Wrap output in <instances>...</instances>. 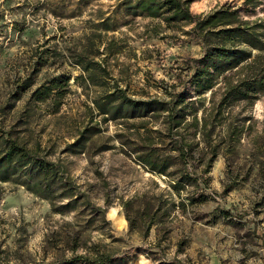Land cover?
<instances>
[{"label":"rangeland","instance_id":"374dc122","mask_svg":"<svg viewBox=\"0 0 264 264\" xmlns=\"http://www.w3.org/2000/svg\"><path fill=\"white\" fill-rule=\"evenodd\" d=\"M122 1L0 0V126L29 148L39 146V154L61 165L82 195L75 209L60 213L69 198L43 199L23 185L0 181V261L56 262L71 256L75 245L77 253H85L98 244L128 255V264H264V94L253 106L239 102L231 109L242 129L240 142L234 155L223 148L214 161L207 174L208 200L175 209L147 238L129 231L123 199L174 190L168 178L147 171L122 150L115 135L126 129L123 119L105 120L92 99L117 87L134 98L165 97L172 84H188L203 47L158 18L127 11ZM259 3L246 18L264 17V0ZM230 4L243 6L244 0H196L191 10L210 13ZM72 55L96 64L98 76L88 78ZM39 57L47 59L43 66L34 65ZM60 75L69 79L62 97L60 86L45 100L30 97L54 77L60 83ZM25 80L33 84L18 96ZM203 97L210 106V93ZM156 120L159 127L162 118ZM228 123L218 127L220 136ZM88 125L102 131L87 150H70ZM194 139L201 140L198 134ZM100 143L112 148L99 151ZM96 208L105 210L106 221Z\"/></svg>","mask_w":264,"mask_h":264},{"label":"trees","instance_id":"16d2710c","mask_svg":"<svg viewBox=\"0 0 264 264\" xmlns=\"http://www.w3.org/2000/svg\"><path fill=\"white\" fill-rule=\"evenodd\" d=\"M194 1H122L127 11L158 18L167 28L183 31L202 44L203 55L194 60L186 86L174 83L170 91L165 89L167 96L144 99L128 96L117 87L92 99L97 114L103 115L105 120L123 119L126 129L115 135L122 150L135 156L147 171L168 178V186L174 190L161 189L156 183L159 191L146 190L123 199L129 231L138 232L143 238H147L153 228L165 225L175 209L185 210L187 205L208 200L205 190L210 177L207 174L214 161L223 148L234 155L240 142L242 129L234 122L231 109L239 102L253 106L264 94V17H245L255 14L259 0H244L243 6L223 5L210 13L199 14L191 10ZM246 5L253 7L248 9ZM185 26L190 29L185 30ZM72 58L88 73V78L94 80L98 76L94 70L96 64L86 57L72 55ZM46 61L39 57L34 65L43 66ZM57 81L54 77L50 85L36 87L30 97L45 100L59 86L58 94L62 97L67 92L62 88L69 79L60 75V83ZM32 84L33 81L25 80L15 94L22 95ZM193 93L196 95H191ZM206 93H210L208 107L203 97ZM160 117L162 122L156 127L154 124ZM131 119L139 121L130 122ZM227 121L225 132L220 136L217 129ZM101 131L96 125H88L68 148L74 152L87 150L89 140ZM197 134L199 141L194 139ZM201 142L203 148H199ZM110 148L104 143L98 144L99 151ZM39 150V146L29 148L25 142L14 138L12 131L2 130L0 126V181L23 185L43 199L69 198L66 204L60 205V213H64L65 208L75 209L82 195L63 167L42 157ZM188 188L193 189L183 197L182 191ZM95 212L106 221L104 209L96 208ZM72 249L69 257L39 264H128L130 258L106 248L102 250L98 244L85 253H77L76 245ZM0 264L3 263L0 261Z\"/></svg>","mask_w":264,"mask_h":264}]
</instances>
